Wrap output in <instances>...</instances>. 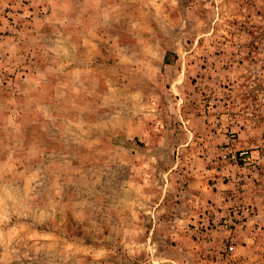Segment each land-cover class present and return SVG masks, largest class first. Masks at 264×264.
Listing matches in <instances>:
<instances>
[{
  "label": "rangeland",
  "instance_id": "rangeland-1",
  "mask_svg": "<svg viewBox=\"0 0 264 264\" xmlns=\"http://www.w3.org/2000/svg\"><path fill=\"white\" fill-rule=\"evenodd\" d=\"M0 264H264V0H0Z\"/></svg>",
  "mask_w": 264,
  "mask_h": 264
},
{
  "label": "built area",
  "instance_id": "built-area-1",
  "mask_svg": "<svg viewBox=\"0 0 264 264\" xmlns=\"http://www.w3.org/2000/svg\"><path fill=\"white\" fill-rule=\"evenodd\" d=\"M229 250H232V247H229Z\"/></svg>",
  "mask_w": 264,
  "mask_h": 264
}]
</instances>
